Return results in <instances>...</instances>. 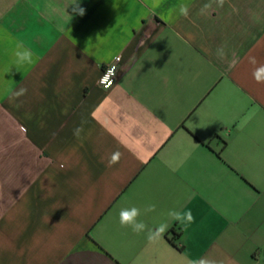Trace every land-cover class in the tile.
<instances>
[{"label": "crops", "instance_id": "crops-1", "mask_svg": "<svg viewBox=\"0 0 264 264\" xmlns=\"http://www.w3.org/2000/svg\"><path fill=\"white\" fill-rule=\"evenodd\" d=\"M73 3L0 0V264H264V0Z\"/></svg>", "mask_w": 264, "mask_h": 264}, {"label": "clouds", "instance_id": "clouds-1", "mask_svg": "<svg viewBox=\"0 0 264 264\" xmlns=\"http://www.w3.org/2000/svg\"><path fill=\"white\" fill-rule=\"evenodd\" d=\"M219 6H223L224 0H218ZM74 6V12L79 15L84 14V9L79 7V0H74L73 3ZM210 7V5H205V8ZM180 14L187 16L188 15V7L182 5L180 7ZM32 52L28 48H25L23 45L17 46V51L15 52L16 62L18 64L23 63H31L32 62ZM250 62L252 64H256L255 58H251ZM116 76V68L115 66H112L109 68L105 75L101 78V82L104 80H108L111 78L110 82H115L114 77ZM253 78L257 83L264 82V64H261L259 67H256L253 72ZM26 92V89H20L19 92L16 93L17 96L23 95ZM81 129H76V133L78 134ZM120 159V153L115 152L111 155L109 159V164H115L118 163ZM155 210V205H149L145 208V212H151ZM141 215V210L137 207H131V208H122L119 213V223L121 227H130L133 232L140 233L147 231V239L149 241L154 240L157 237H160L165 233V231L168 228L167 224H160L154 229L148 228L147 225L138 219V217ZM170 218L183 225L185 228L188 227L189 224L194 222V217L191 213V210H186L183 212L172 210L169 212ZM190 264H211L209 261H205L203 259L201 260H193L190 262Z\"/></svg>", "mask_w": 264, "mask_h": 264}, {"label": "built area", "instance_id": "built-area-1", "mask_svg": "<svg viewBox=\"0 0 264 264\" xmlns=\"http://www.w3.org/2000/svg\"><path fill=\"white\" fill-rule=\"evenodd\" d=\"M112 66H115L116 68V76L114 77L115 82H110L111 78H109L108 80H104L103 82H101V78L105 75L106 71L111 68ZM120 66H121V58L117 57L112 63L106 65L101 73V76L99 78V85L103 88V89H111L113 86H115L119 80V73H120Z\"/></svg>", "mask_w": 264, "mask_h": 264}, {"label": "trees", "instance_id": "trees-1", "mask_svg": "<svg viewBox=\"0 0 264 264\" xmlns=\"http://www.w3.org/2000/svg\"><path fill=\"white\" fill-rule=\"evenodd\" d=\"M218 156L220 157V153H218Z\"/></svg>", "mask_w": 264, "mask_h": 264}]
</instances>
